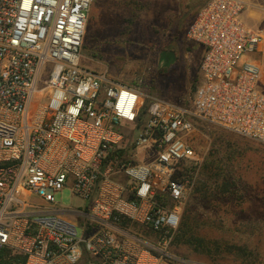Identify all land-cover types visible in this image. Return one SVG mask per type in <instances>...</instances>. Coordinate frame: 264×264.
I'll use <instances>...</instances> for the list:
<instances>
[{
    "label": "built area",
    "instance_id": "2783aa9c",
    "mask_svg": "<svg viewBox=\"0 0 264 264\" xmlns=\"http://www.w3.org/2000/svg\"><path fill=\"white\" fill-rule=\"evenodd\" d=\"M249 1L208 0L190 22L204 52L182 103L82 65L93 0H0V264H219L172 244L200 125L264 144L262 67L240 60L264 41ZM66 187L83 203L62 207Z\"/></svg>",
    "mask_w": 264,
    "mask_h": 264
},
{
    "label": "rangeland",
    "instance_id": "374dc122",
    "mask_svg": "<svg viewBox=\"0 0 264 264\" xmlns=\"http://www.w3.org/2000/svg\"><path fill=\"white\" fill-rule=\"evenodd\" d=\"M205 0H93L82 49V65L106 71L111 80L140 85L158 96L185 102L199 78L203 47L187 36L192 17ZM245 23L264 30V0H250ZM262 67L264 41L253 54ZM46 61L38 87L48 78ZM195 134L202 160L185 163L193 187L182 210L172 248L190 261L264 264V144L211 125ZM215 161L208 178L205 167ZM208 178V179H207ZM209 187L199 191V181ZM64 208L83 200L69 188L55 193ZM189 230L182 236L184 222Z\"/></svg>",
    "mask_w": 264,
    "mask_h": 264
},
{
    "label": "trees",
    "instance_id": "16d2710c",
    "mask_svg": "<svg viewBox=\"0 0 264 264\" xmlns=\"http://www.w3.org/2000/svg\"><path fill=\"white\" fill-rule=\"evenodd\" d=\"M208 0H205V2L201 5V7L203 6V5H205V3L207 2ZM200 7V8H201ZM199 8V9H200ZM199 9L196 11V13L199 11ZM196 13L194 14V16L196 15ZM194 16L192 17V19L194 18ZM192 19H191V21H192ZM216 166H215V161H210V163H208V165H206V167H205V172H206V175H207V177L208 178H210L211 179V177H209L210 175H211V173L212 174H215V171H216ZM207 178V179H208ZM207 179H201L200 181H199V187H198V190L201 192H203V191H206L207 189H208V187H209V181L207 180ZM188 230H189V223H187V221H185L184 222V226H182V228H181V231H182V236H185V234L188 232Z\"/></svg>",
    "mask_w": 264,
    "mask_h": 264
},
{
    "label": "crops",
    "instance_id": "0c3cea01",
    "mask_svg": "<svg viewBox=\"0 0 264 264\" xmlns=\"http://www.w3.org/2000/svg\"><path fill=\"white\" fill-rule=\"evenodd\" d=\"M203 52H204V50H203Z\"/></svg>",
    "mask_w": 264,
    "mask_h": 264
}]
</instances>
